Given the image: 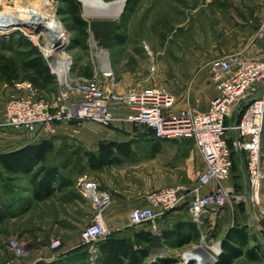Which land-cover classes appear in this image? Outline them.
I'll use <instances>...</instances> for the list:
<instances>
[{
  "label": "rangeland",
  "instance_id": "obj_1",
  "mask_svg": "<svg viewBox=\"0 0 264 264\" xmlns=\"http://www.w3.org/2000/svg\"><path fill=\"white\" fill-rule=\"evenodd\" d=\"M34 2L35 0H3L0 2V12L13 9L17 4L29 7ZM79 2L81 17L87 22L83 34H78L75 29L70 28L72 21L68 15L57 12L60 7L59 0H48L55 18L62 23L67 34V41L64 44L59 42L54 45L58 53L67 54L70 60L68 75L90 74V76H96L106 88L112 87L119 92H125L132 87L162 85L174 95V109L184 105L195 107L191 96L196 81L201 80L202 84L210 83L214 86L207 65L212 56L236 50H245L252 56H258L259 52L252 51L250 48L254 43L258 48L263 46L257 37V32L264 17V0H139L132 8L125 7L126 0H124L121 12L117 16L109 17L88 16L83 2L80 0ZM23 37L35 45L28 36L16 28L8 33L0 34V39H6L5 42H0V61L17 55L12 47L19 40L24 39ZM42 41L41 39L40 42ZM35 46L56 76L49 61L57 58L59 54L55 53L48 57L42 49ZM60 49L62 52L58 51ZM101 50L106 54L107 69L102 66V58L98 53ZM26 82V80H16L8 83L0 77V122L5 102L10 97L27 94L35 98L50 99L54 93L51 88L41 89L33 84L27 87ZM134 128L142 132L148 131L140 125ZM0 133L2 134L0 138H4V135L8 136L6 142L10 146L15 144L14 136L21 134L3 129L2 126H0ZM134 141V152L124 162L128 163L129 173L140 169L146 170L145 167L149 165L151 178L162 181L156 186L192 183L197 180L199 173L193 178H187L183 173L178 177L177 170L180 169V165L176 161L174 163L154 161L151 145L154 146L156 143L153 142V138L148 140L135 138ZM64 146L56 147L49 155L48 163L57 165L60 171L69 175L78 173L84 176L83 180L90 179V176H87L90 171L86 164L82 165V162H78L77 156L70 153L75 149L74 145L71 148ZM69 154L70 159H66ZM165 164L172 167V178L168 177V172L163 169ZM183 169L184 167L181 168ZM157 170L160 172L157 173ZM31 174L10 179L3 174L0 175V264L11 263L16 259L31 261L33 254L30 252L37 246L36 239L40 238V244H43L52 232L57 236L61 235V238L77 235L79 241V245L73 248L76 250L71 253L72 255L58 259L60 254L55 252L60 246L59 237L51 239L50 244L53 240L59 242L56 247H52L50 254L55 260L53 264H87L88 255L85 249H77L83 245L80 233L91 222L98 210L86 196L83 198V206L79 205L77 209L72 202L64 204L60 202L65 195H61L59 191H54L45 198H35ZM76 188L79 187L76 186ZM240 203L231 202L218 208L214 219L208 215L205 216L204 223L199 225V236L187 244L179 246L171 239L155 246L150 253V262L161 257H174L178 259L176 264H183L186 263L184 257L190 253L194 255L200 250L205 253L212 251L213 246L220 241L232 222L229 219L230 213L228 215L227 212L226 215L222 213L219 217V212L225 213L226 209L230 212L231 208ZM243 204L245 205L242 208L243 212L238 217H234L235 221L250 225L264 240V231L254 226L260 224L264 227V219L260 215L250 219L249 210L256 209L248 202ZM178 209L171 212L167 218L156 221L157 232L162 231L163 228H171L180 217L186 219L190 216L185 210L177 211ZM44 214L49 216L45 225ZM101 215L104 222L103 211ZM67 216L69 220L67 224H64L62 219ZM11 239L24 245L26 249L24 255L16 256L13 253L9 245ZM42 259L45 258L39 256V259L34 262ZM192 262L196 264L194 260ZM255 263L246 257L238 258L233 262V264Z\"/></svg>",
  "mask_w": 264,
  "mask_h": 264
},
{
  "label": "built area",
  "instance_id": "obj_2",
  "mask_svg": "<svg viewBox=\"0 0 264 264\" xmlns=\"http://www.w3.org/2000/svg\"><path fill=\"white\" fill-rule=\"evenodd\" d=\"M40 23L42 20L31 19L26 26L22 24L16 29L42 49L44 42L32 38L35 30L42 31ZM8 32H4L0 24V34ZM257 37L264 44V17ZM251 49L259 52L255 43ZM53 60L49 61L50 65ZM207 65L217 94L210 100L206 110L190 105L174 109L175 97L162 85L132 87L119 92L112 87L106 88L96 76H71L67 72L62 79L52 68L57 79V88L52 97L42 99L27 94L10 97L5 102L0 126L14 132L53 135L65 123L75 122L73 125H78L91 122L102 126L131 123L142 126L157 139H192L204 163L196 182L192 185L162 186L149 191V205L133 207L129 211V225L147 224L153 233H158L156 221L166 212L185 203L190 218L198 225L204 223L207 215L214 219L218 208L231 202H248L264 219V202L258 194L264 179L261 163L264 57L236 50L212 56ZM67 66L69 69V63ZM26 86L30 87L31 82L27 81ZM249 96L254 97L244 101ZM241 103L242 107H239ZM236 109H239L238 114L241 112L240 117L233 123H226L227 117ZM228 129L234 132V137H227ZM233 151L243 159L245 187L237 186L231 180ZM81 179L79 191L91 201L98 213L82 229L80 239L87 246V264H96L97 242L111 232L101 215L109 194L97 182L83 180L84 177ZM207 186L208 191L202 193V189ZM58 244L57 240H53L50 245L56 247ZM9 245L16 256L26 253L24 245L15 239H11ZM220 251L218 246L217 250L212 248L208 255L215 261ZM184 260L186 263L189 260H194L196 264L213 263L209 258L202 259L192 253L186 255Z\"/></svg>",
  "mask_w": 264,
  "mask_h": 264
},
{
  "label": "trees",
  "instance_id": "obj_3",
  "mask_svg": "<svg viewBox=\"0 0 264 264\" xmlns=\"http://www.w3.org/2000/svg\"><path fill=\"white\" fill-rule=\"evenodd\" d=\"M59 1L60 7L57 12L70 17L72 21L70 28L75 29L78 34L85 33L87 22L81 17L79 0ZM137 1L139 0H126L125 7L132 8ZM5 40L0 39V42L3 43ZM12 49L16 50L15 53L17 55L9 56L0 61V77L8 83H13L16 80H26L41 89L51 88L55 93L57 88L56 76L51 72L40 50L26 38L19 40ZM83 76L91 77L90 74ZM240 115L241 112L236 118H239ZM229 144L231 146L232 142L229 141ZM64 147L69 148L70 146L65 144ZM55 149L54 142L46 138L41 139L37 143L26 144L18 149L0 152V175L5 172L13 175L19 173L30 175L32 173L31 182L34 189V197L37 199L48 197L54 192L55 188L58 189L73 183L72 179L61 177L56 182V185H53L52 182L57 178L59 167L55 164H49L48 158ZM70 153L77 156L78 162H82L84 166L86 164L88 169H100L105 165L118 164L122 155L130 156L133 150L128 141L118 142L110 140L100 141L96 150L79 147ZM232 156L234 158L233 173L238 156L235 151L232 152ZM68 158L70 159V154L66 157V159ZM11 178H14V176ZM244 206L243 203H240L237 204L235 209L242 213ZM179 207L188 212L185 203L166 212L157 221L167 218L171 212ZM234 217L236 218L235 214L233 215V223L227 227L220 239L221 251L216 255V260L210 264H233L240 257H246L250 261L264 260V240L262 237L250 225L236 222ZM199 234V225L190 216L186 217V219L180 217L171 228H163L158 233H153L147 224L130 225L124 232L111 231L104 239L97 242L98 256L96 264H176L178 259L174 257H161L148 263H146V259L153 248L162 244V242L164 243V241L173 239L176 244L182 246L197 238ZM77 249H85V253L88 255L86 245L83 244ZM75 250L60 254L58 259H62L63 256H68L69 254L72 255L71 253H74ZM54 261L42 259L35 261L33 264H53ZM183 264H193V262L188 261Z\"/></svg>",
  "mask_w": 264,
  "mask_h": 264
},
{
  "label": "crops",
  "instance_id": "obj_4",
  "mask_svg": "<svg viewBox=\"0 0 264 264\" xmlns=\"http://www.w3.org/2000/svg\"><path fill=\"white\" fill-rule=\"evenodd\" d=\"M261 41V40H260ZM263 44V42L261 41ZM256 45V44H255ZM258 48V46H257ZM259 53L258 56L264 57V44L262 48H258ZM196 86L192 92V103L195 108L199 110H206L209 106L210 100L217 94V90L215 86L210 83L202 84L201 80L196 81ZM243 103V102H242ZM241 103V104H242ZM240 109V108H239ZM239 109L233 111V113L227 117V123H233L237 117ZM3 116V115H2ZM134 124L128 123L122 126H102L99 124L84 122L78 125L71 124H61L58 127L56 134H37V133H21L14 136L13 141L15 144L10 146L9 143L6 142L7 137L4 135V138H0V152L11 151L14 149H18L23 147L29 143H37L40 142L41 139H51L54 142V146L62 147L65 144H68L71 148H79L88 149V150H96L98 147V143L100 141H118V142H129L130 146L134 152V139L141 138L146 139L153 138V142L156 144L154 146L151 145L153 150V158L154 161L161 160L164 163H174L176 161L180 165V169L177 170L178 177L183 173L187 178L194 177L201 171L203 168V158L192 139H182V140H166V139H157L153 137V135L147 131L142 132L135 129ZM139 131V132H138ZM2 134L0 133V137ZM6 137V138H5ZM227 137H234V132L230 129L227 130ZM231 141V139H230ZM159 143V144H158ZM133 154V153H132ZM131 156V155H130ZM237 164L234 167L235 171L232 173L231 180L235 182L237 186L245 187L246 184V173L243 164V159L240 157V154L237 153ZM128 155H122L121 161L118 164H109L105 165L100 169H89L90 172L87 173V176H90V179H93L97 182L101 189H104L109 194L108 203L103 207V218L105 225L111 231H118L122 233L125 229L130 226L129 225V211L136 206H145L149 205V201L147 199V193L153 189L162 187V186H170L177 184H187L192 185L196 181L192 183H175L169 185H161L156 186L161 183L160 179L151 178L149 172V165L144 166L146 170L140 169L134 171L132 173L128 172V163H124L125 159H128ZM124 163V164H123ZM261 163L264 169V128L261 136ZM52 164V163H50ZM178 165V166H179ZM169 166V165H168ZM163 166L165 172H168V177L172 178V167ZM184 167L183 170L181 168ZM199 169V171H198ZM160 170H157V173ZM6 178H11L12 176L18 177L23 175H28L26 173H19L13 175L11 173H3ZM77 174H71L63 172L62 170L57 173V178L53 181V185H56V182L59 178H69L73 180V183L67 186H62L60 188H55L54 191H59L63 198L60 199V202L71 203L77 209L79 205L81 207L84 204V195L79 191L78 184H80V179L84 176H80ZM198 176V175H197ZM209 186L204 187L202 189V193L207 192ZM259 198L262 202H264V179L261 182L258 189ZM18 202V200H16ZM184 207V206H183ZM250 209V207H248ZM180 210V207L177 211ZM183 210V209H181ZM235 210V211H234ZM227 215L230 213L229 219L233 222V215L239 216L241 212L237 209L231 208L230 212L226 209L224 211L219 212V217L223 213V215ZM258 212L256 210H249V218H257ZM44 217V225L46 224L47 218L49 216L47 214L43 215ZM51 218V216H50ZM69 220V216L64 217L62 221L64 224H67ZM61 221V222H62ZM60 222V223H61ZM231 222V223H232ZM56 223V222H55ZM230 223V224H231ZM62 224V223H61ZM62 224V225H64ZM254 225V223H252ZM257 229H262L264 231V227L260 224L254 225ZM138 228V227H137ZM48 234V232H46ZM54 237H59L60 246L56 250L57 254H65L69 250H72L74 247L79 245L77 235L67 236L65 238H61V235H56L51 233L50 236L47 237L46 241L43 244H40V238L36 239V247L30 253L33 254V258L29 262H25L24 259L13 260L10 264H33L34 260L39 259V256L45 258L48 261H52L54 257L50 254L53 248L50 245V240ZM40 244V245H38ZM214 249H218L217 243L213 246ZM207 254V253H206ZM150 255L146 259V263H148ZM241 258V257H240ZM238 259V258H237ZM236 259V260H237ZM255 264H264V260L255 261Z\"/></svg>",
  "mask_w": 264,
  "mask_h": 264
},
{
  "label": "bare ground",
  "instance_id": "obj_5",
  "mask_svg": "<svg viewBox=\"0 0 264 264\" xmlns=\"http://www.w3.org/2000/svg\"><path fill=\"white\" fill-rule=\"evenodd\" d=\"M1 1L3 2V0H0V2ZM80 1L83 2L85 13L88 16H117L121 12L124 5L123 0H113L109 2L104 0ZM51 8L52 6L49 5L48 0H35L34 4L30 7H24L21 4H17L13 9H7L0 12V24L3 26L4 31H10L13 30V28H16V24H23L26 26L31 19L38 21L42 20V31H33L34 33L32 38L35 41L39 40V42L41 39L43 40L44 43L42 44V50L45 55L49 56L55 53L59 54L57 58H54L51 66L53 70L63 79L67 73L69 58L67 54L58 53L55 48L56 45L54 44L59 42L60 44H64L67 41V34L62 23L55 18L54 11ZM58 51L62 52L61 49ZM98 53H100L102 58V66L107 69L108 62L106 60L105 52L101 50ZM195 253L198 254V256L200 255L202 259L209 258L212 260V257L202 250Z\"/></svg>",
  "mask_w": 264,
  "mask_h": 264
},
{
  "label": "water",
  "instance_id": "obj_6",
  "mask_svg": "<svg viewBox=\"0 0 264 264\" xmlns=\"http://www.w3.org/2000/svg\"><path fill=\"white\" fill-rule=\"evenodd\" d=\"M124 1V0H123ZM40 25H41V23H40ZM42 26V25H41ZM69 62H70V60H69ZM254 96H249V97H247V98H245V100L244 101H247V100H249V99H252ZM239 107H242V104H240L239 105ZM238 150V149H237ZM239 151V150H238ZM218 246L220 247V241L218 242ZM208 253V252H207Z\"/></svg>",
  "mask_w": 264,
  "mask_h": 264
}]
</instances>
